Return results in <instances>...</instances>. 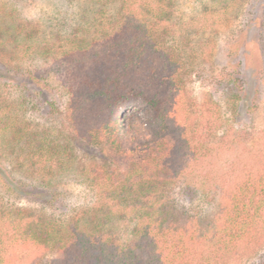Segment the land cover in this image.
Here are the masks:
<instances>
[{"label": "trees", "instance_id": "obj_1", "mask_svg": "<svg viewBox=\"0 0 264 264\" xmlns=\"http://www.w3.org/2000/svg\"><path fill=\"white\" fill-rule=\"evenodd\" d=\"M221 1L219 10L228 11L240 0ZM176 7L177 0H97L94 12L111 14L109 28L94 32L91 39L67 40L70 49L64 58L73 85L65 116L79 137L105 154L100 164L82 171L96 201L68 224L46 212L60 199L53 189L55 179L46 177L53 173L55 155L66 157L72 146L58 143L59 134L25 119V108L33 102L29 80L36 85L45 79L35 71H25L21 84L12 78L23 89L16 102H0V166L9 159L11 171L21 166L33 179L12 183L0 172V264H235L262 252L264 148H249L250 164L230 179L215 165L219 154L246 146L247 136L225 117L215 129H222V135L213 128L200 135L194 130L183 80L188 64L181 61V48L170 41L173 27L182 23ZM6 26L0 27V48L38 42L39 32L28 22ZM98 27L104 26L100 22ZM24 46L22 54L29 50ZM43 50L48 56L51 47ZM230 55L233 59L234 51ZM3 77L0 83L9 85ZM216 79L232 91L228 102L237 116L246 94L244 64L230 62ZM42 93L33 95V108L43 104ZM130 97L151 107L144 119L150 138L118 134L117 120ZM50 107L52 112L54 101ZM208 155L213 161L200 182L215 189L216 198L212 207L198 211L174 193L197 188L187 185L192 165L199 168ZM17 195L41 199L44 207H23L8 199ZM120 222L130 224L126 238Z\"/></svg>", "mask_w": 264, "mask_h": 264}, {"label": "rangeland", "instance_id": "obj_2", "mask_svg": "<svg viewBox=\"0 0 264 264\" xmlns=\"http://www.w3.org/2000/svg\"><path fill=\"white\" fill-rule=\"evenodd\" d=\"M96 1L0 0V27L28 22L32 29L39 32L37 43L28 41L19 48L11 45L0 48V77L4 76L3 80H7L8 84L11 81L6 86L0 83V102H16L21 97L23 88L15 85L12 78L18 84L23 83L25 71H35L37 76L45 79V82L37 83L38 86L29 80L27 93L32 94L29 101H36L37 96L33 95L40 90L43 92L40 99L43 98L44 102L39 108H33V102H28L24 114L26 120H34L33 122L40 124L41 129L49 128L52 133L59 134L58 143L72 146L66 157L55 155L56 161L51 165L53 173L46 177L55 179L53 189L60 196L59 202L53 208H47L46 212L57 216L65 224L96 201V192L87 185L82 171L100 164L105 157L103 151L77 135V129L65 116L73 85L69 62L64 58L65 51L70 49L67 40L73 36L91 39L94 32L97 34L101 29L107 30L109 19H112L110 13L94 12ZM221 6L220 0H177L176 9L180 12L182 23H191L186 27L182 23L173 27V38L170 37V41L173 40L181 48V61L188 64L189 73L184 74L183 80L187 104L194 117V130L198 135L208 133L210 128L222 135V129H215L222 123L220 118L225 117L229 126L235 130H243L247 136L246 146L221 153L217 160L214 159L224 178L230 179L241 167L250 164L252 152L249 148H264V0H240L228 11L219 10ZM95 22L97 27L93 24ZM100 22L105 28L98 27ZM23 46L25 50L29 49L26 54L21 52ZM46 46L51 47L48 56L43 50ZM232 51L235 53L233 59L230 55ZM233 61L244 64L246 82V94L237 116L231 111L228 102L232 91L225 83L221 85L216 79ZM51 101L56 104L52 112ZM213 101L217 103V107L212 104ZM214 106L215 110L211 108ZM209 108L212 109L211 114H207ZM121 112L116 125L119 136L150 138L152 133L144 125V119L150 115L151 107L142 98L130 97ZM209 121L212 123L211 127ZM200 141L202 143V139ZM213 153L212 155L216 154ZM210 161H213V157L208 155L201 160L199 168L195 164L191 166L193 172L187 185L197 188L188 190L182 187L174 193L182 204L191 209L204 211L213 206L215 189L203 188V183L200 182L205 179L206 167ZM13 167L9 159L3 160L0 172L4 179H10L12 183L33 179L24 174L21 166H15L14 172L11 171ZM194 179L199 181L194 182ZM217 179H221V176L218 175ZM8 199L23 207H44L41 199L31 201L21 195ZM117 226L126 238L130 224L120 222ZM261 248L262 252L257 257H247L235 264H261L264 262V243Z\"/></svg>", "mask_w": 264, "mask_h": 264}]
</instances>
